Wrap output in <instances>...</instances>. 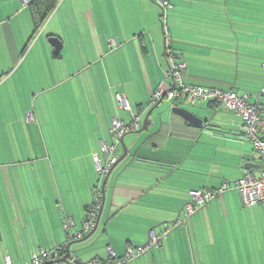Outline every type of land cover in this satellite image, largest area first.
I'll use <instances>...</instances> for the list:
<instances>
[{"label": "crops", "instance_id": "crops-1", "mask_svg": "<svg viewBox=\"0 0 264 264\" xmlns=\"http://www.w3.org/2000/svg\"><path fill=\"white\" fill-rule=\"evenodd\" d=\"M30 1L0 0V208L3 198L13 208L5 150L13 139L37 150L20 157L32 195L22 192L14 232L0 231V264L6 255L25 264L42 247L74 241L69 234L82 228L99 185L95 154L114 140L113 119L129 123L139 113L141 128L154 92L172 87L166 38L187 63V82L253 99L264 87V0H170L165 19L154 0H59L37 30ZM50 37L62 41L59 54ZM161 106L147 131L122 138L127 155L108 176L96 232L72 249L83 264L106 261L108 248L124 255L154 232L159 244L129 264H264L261 204L245 205L230 187L183 212L190 190L233 185L249 168L258 174L241 117L206 100L178 104L203 119L194 125Z\"/></svg>", "mask_w": 264, "mask_h": 264}, {"label": "built area", "instance_id": "built-area-1", "mask_svg": "<svg viewBox=\"0 0 264 264\" xmlns=\"http://www.w3.org/2000/svg\"><path fill=\"white\" fill-rule=\"evenodd\" d=\"M155 2L162 8V17L165 19L167 17V8L171 5L170 0H155ZM165 29H167V27H165ZM166 55L168 60L166 77L173 83L171 89L167 93V97L172 102L171 105L174 106L181 103L183 105L194 106L200 101L206 100L236 112L242 119V128L244 132L252 140L261 159L258 174L254 169H248L243 177L237 180L233 185L229 182H224L216 189L190 190L189 202L186 203L183 208L185 217L194 214L202 205L208 203L230 187H234L240 192L242 201L245 205L258 203L264 208V103L262 101L264 99V87L258 93V96L253 99L252 96L246 92L241 94L234 90L190 83L184 78L187 63L172 50L168 40ZM163 95L164 91L158 88L152 95L148 105L157 104ZM117 98L124 108H128V103L124 95L118 94ZM29 117L32 118L33 116L30 114ZM140 119L139 113H133L132 120L129 123H125L118 118L113 119L110 131L114 140L109 144L103 143L101 148L102 155L96 154L95 156L100 179L99 185L93 190L92 199L87 206L82 228L71 232L69 234L71 238L80 239L96 227L104 196L100 183L111 174L113 167L118 162L117 149L122 138L126 133L140 128ZM75 226L76 223L73 218L67 216L64 219V228L66 230H71L75 228ZM160 240L161 235L152 232L148 243L145 245L130 247L125 254L121 256L117 255L112 248H108V258L106 261H101L96 258L89 260L86 264H129V262L147 252L152 246L158 245ZM66 244L67 243L56 246L52 249L42 247L33 252L25 264H45V262L58 259L63 256L61 252L66 250ZM4 264H13L12 258L9 255L4 257Z\"/></svg>", "mask_w": 264, "mask_h": 264}, {"label": "rangeland", "instance_id": "rangeland-1", "mask_svg": "<svg viewBox=\"0 0 264 264\" xmlns=\"http://www.w3.org/2000/svg\"><path fill=\"white\" fill-rule=\"evenodd\" d=\"M161 107H167L168 108V104L166 103V101H164V103L162 104ZM33 119V118H32ZM139 130V129H137ZM136 130V131H137ZM34 140V139H33ZM37 140V138H36ZM102 148V144L100 146ZM32 148V151L30 150ZM101 148H100V151H101ZM40 149V148H39ZM36 145L35 144H30V148L27 147L26 145H20L16 142L15 139H13V141L11 142V145L7 147V149L5 150V153L8 155V157L11 159L10 162L11 163V167H12V176L10 178V196H11V199L13 201V205H12V209L10 210L9 209V206H8V202H6L4 200V198L2 199L3 202H4V206L5 207H2L0 208V231L2 234H6L7 231H9V228H10V232L13 233L14 232V228H15V223L18 221L20 222L21 220V214H20V205H21V202H22V192H30V195H32V190H31V185H32V178L29 177L28 178V183H26V177L24 176H21L20 175V171L19 169V166L20 164L22 163L21 162V155H27V154H31V152H36ZM19 155V156H18ZM96 156V154H95ZM25 169V167H24ZM29 188H28V187ZM19 208V209H18ZM7 222H9V224H11V227H9L8 225H5L7 224ZM15 225V226H14ZM14 227V228H13ZM96 232V231H95ZM4 241H5V238H4ZM85 255H82V257H84Z\"/></svg>", "mask_w": 264, "mask_h": 264}, {"label": "water", "instance_id": "water-1", "mask_svg": "<svg viewBox=\"0 0 264 264\" xmlns=\"http://www.w3.org/2000/svg\"><path fill=\"white\" fill-rule=\"evenodd\" d=\"M49 42L51 43L52 46H54L55 54H59L60 50L62 48V45H63L62 41L59 38H57V37H50L49 38ZM166 44H167V38H166ZM168 92H169V90L167 92H164L163 97L157 102V104L151 106V108L147 111L145 119L143 121V125H142V127L139 130H137V132L141 133L143 131H147L148 130L149 126L152 124V119H153L152 115H153V113L159 108V106L161 104L164 103ZM171 103L172 102H170V107H168L171 110V112L181 116L182 118H184L185 120H187L191 124L202 125L203 119H201L200 117L196 116L189 109H186L184 107H179L178 104L172 106ZM162 116H163V111H160L157 114L156 117L160 121H162ZM154 119H155V117H154ZM121 146L125 149V154L122 156V158H120L118 160V162L120 160H122L123 158H125L126 155H127V150H126V146L124 145V142L121 143ZM114 167H113V169H114ZM113 169H112V171H113ZM107 180H108V177H106L103 180V183H102V188L101 189H102L103 193H104V187L106 185ZM104 198H105V193H104V196H103L101 209L99 211V216H98L96 227L92 231H90L88 234H86L84 237H82L80 239H74V241H70L69 240L67 242V244H66V252H65V254L62 257L58 258V259H53L51 261L45 262V264H61V263L73 264V262H74V264H83V262L80 260V255L77 254V252L79 250L78 249H72V247H73V245L81 243L84 240H86L87 238L91 237L94 234V232L96 231V228L98 227L99 220H100V217H101V214H102V210H103V207H104Z\"/></svg>", "mask_w": 264, "mask_h": 264}, {"label": "trees", "instance_id": "trees-1", "mask_svg": "<svg viewBox=\"0 0 264 264\" xmlns=\"http://www.w3.org/2000/svg\"><path fill=\"white\" fill-rule=\"evenodd\" d=\"M58 2H59V0H32V1H30V4H31L32 9H33V13H34V21H35L34 23H35L36 30L40 29L43 26L45 20L48 18L49 14L52 12V10H54V8L56 7ZM170 4H171V2H170ZM263 103H264V101H263ZM249 169H251V168H249ZM214 189H216V188H214ZM65 252H66V250L62 251L61 255H64Z\"/></svg>", "mask_w": 264, "mask_h": 264}]
</instances>
